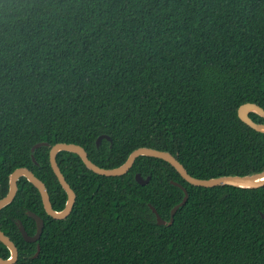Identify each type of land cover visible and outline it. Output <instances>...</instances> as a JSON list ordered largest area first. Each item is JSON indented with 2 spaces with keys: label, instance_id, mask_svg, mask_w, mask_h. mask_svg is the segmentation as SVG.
Returning a JSON list of instances; mask_svg holds the SVG:
<instances>
[{
  "label": "trees",
  "instance_id": "trees-1",
  "mask_svg": "<svg viewBox=\"0 0 264 264\" xmlns=\"http://www.w3.org/2000/svg\"><path fill=\"white\" fill-rule=\"evenodd\" d=\"M264 109V0H0V199L9 177L39 143L79 145L102 168L136 149L164 150L221 176L264 171V133L238 109ZM250 117L259 122V116ZM106 135L97 147L100 136ZM43 148L34 174H52ZM57 163L77 198L64 220L48 216L39 190L19 182L0 211L15 264H264V187H187L161 160L140 159L120 177L100 176L81 158ZM136 174L151 177L147 185ZM50 200L67 194L55 178ZM44 220L36 243L26 242ZM41 251L35 257L37 245ZM0 256L10 251L0 242Z\"/></svg>",
  "mask_w": 264,
  "mask_h": 264
},
{
  "label": "water",
  "instance_id": "water-1",
  "mask_svg": "<svg viewBox=\"0 0 264 264\" xmlns=\"http://www.w3.org/2000/svg\"><path fill=\"white\" fill-rule=\"evenodd\" d=\"M255 113L259 116V122H255L251 119L250 114ZM238 116L242 122L251 127L252 129L263 132L264 133V109L254 103H246L239 107ZM103 139H107L111 141L110 137L106 135H102L98 138L96 144L97 147L100 146ZM174 140L170 139L166 142L164 146V150H156L152 148L142 147L134 150L125 163L121 166L113 169L102 168L99 165L93 163L88 156V153L85 149L79 145L72 143H58L56 145L50 146L47 143H39L36 144L32 148L31 155V163L28 165L21 166L17 168L9 177V190L5 197L0 199V211L6 206L10 205L18 195L19 187L18 181L19 179L26 178L28 181V185H35L40 189L42 193V197L40 201H34L29 198L28 191L25 193V198L32 204H40L44 208L45 212L48 216L52 217L55 220H64L66 219L72 212L74 205L76 203V194L67 182L65 176L63 175L60 167L57 163V156L61 152H68L72 154L78 155L83 161L84 165L87 169L92 171L93 173L105 176V177H120L126 175L134 166L136 162L140 159H150V160H161L168 164H170L180 175L179 182H172L173 185L180 188L183 192L182 202L176 205L170 214V221L166 222L161 218L157 210L154 206L149 205L150 209L156 216V221L159 226L161 225H171L174 222V216L180 207L184 206L186 201L188 200V191L187 187H204V188H213L220 186H232L236 188L247 189L249 191H257L260 188L264 187V171L259 173H254L246 176H221L215 173H211L205 171L203 169L197 167L188 166L178 160V153H171L170 145ZM42 147H47L45 154L48 156L52 174L49 179L44 182L38 179L33 173L32 166L38 165V158L35 152ZM57 178L62 191L67 194V202L66 206L62 211H56L53 208V205L50 200L49 192L52 190L51 186L54 179ZM136 182L142 186L147 185L151 177H147L146 179L142 177L141 174H136L135 176ZM27 215L31 217L36 222V233L33 236H30L23 223L19 220L17 222L19 231L23 237V239L28 243H36L40 240L43 229H44V220L36 215L33 212H27ZM0 242L3 243L7 249L10 251V257L5 259L0 256V264H15L19 259V251L14 244L13 241L1 230L0 228ZM41 251L40 245H37V251L35 257L39 255Z\"/></svg>",
  "mask_w": 264,
  "mask_h": 264
},
{
  "label": "flooded vegetation",
  "instance_id": "flooded-vegetation-1",
  "mask_svg": "<svg viewBox=\"0 0 264 264\" xmlns=\"http://www.w3.org/2000/svg\"><path fill=\"white\" fill-rule=\"evenodd\" d=\"M38 165H40V164H38ZM38 165H35V166H38ZM33 173H34V168H33ZM36 176V175H35ZM37 177V176H36ZM38 178V177H37ZM24 179V181H27V179L26 178H21V179H19V181H18V186H19V182H21L22 183V181L21 180H23ZM39 179V178H38ZM28 182V181H27ZM76 198H77V196H76ZM33 212V211H31V210H27L26 211V214H27V212ZM34 213V212H33ZM36 214V213H35ZM37 215V214H36ZM39 216V215H38ZM40 217V216H39ZM31 218V217H30ZM35 221V220H34ZM18 222V221H17ZM36 223V222H35Z\"/></svg>",
  "mask_w": 264,
  "mask_h": 264
},
{
  "label": "bare ground",
  "instance_id": "bare-ground-1",
  "mask_svg": "<svg viewBox=\"0 0 264 264\" xmlns=\"http://www.w3.org/2000/svg\"><path fill=\"white\" fill-rule=\"evenodd\" d=\"M35 186V185H34ZM36 187V186H35ZM37 188V187H36ZM38 190H39V192H40V189L39 188H37ZM40 194H41V197H42V193L40 192Z\"/></svg>",
  "mask_w": 264,
  "mask_h": 264
},
{
  "label": "built area",
  "instance_id": "built-area-1",
  "mask_svg": "<svg viewBox=\"0 0 264 264\" xmlns=\"http://www.w3.org/2000/svg\"><path fill=\"white\" fill-rule=\"evenodd\" d=\"M44 150H47V147H42ZM57 179V178H56ZM58 180V179H57Z\"/></svg>",
  "mask_w": 264,
  "mask_h": 264
}]
</instances>
